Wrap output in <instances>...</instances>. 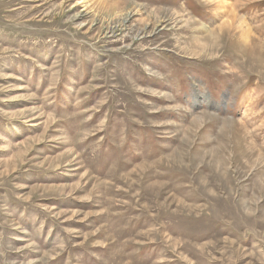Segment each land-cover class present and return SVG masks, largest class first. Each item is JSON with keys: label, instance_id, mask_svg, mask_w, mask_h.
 Segmentation results:
<instances>
[{"label": "rangeland", "instance_id": "rangeland-1", "mask_svg": "<svg viewBox=\"0 0 264 264\" xmlns=\"http://www.w3.org/2000/svg\"><path fill=\"white\" fill-rule=\"evenodd\" d=\"M250 53L264 0H0V264H264Z\"/></svg>", "mask_w": 264, "mask_h": 264}, {"label": "bare ground", "instance_id": "bare-ground-1", "mask_svg": "<svg viewBox=\"0 0 264 264\" xmlns=\"http://www.w3.org/2000/svg\"><path fill=\"white\" fill-rule=\"evenodd\" d=\"M257 30H260V29H257ZM209 37L212 38L213 34L209 35ZM231 46H233V45L231 44ZM244 58H246L251 63H256V64L261 65V66L264 65L263 64L264 63V55H253V54L250 53L249 55H246Z\"/></svg>", "mask_w": 264, "mask_h": 264}]
</instances>
